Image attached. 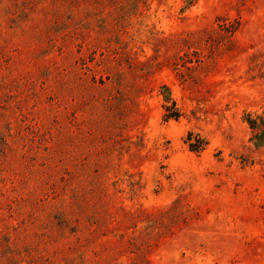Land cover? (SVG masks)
Wrapping results in <instances>:
<instances>
[{"label":"rangeland","instance_id":"1","mask_svg":"<svg viewBox=\"0 0 264 264\" xmlns=\"http://www.w3.org/2000/svg\"><path fill=\"white\" fill-rule=\"evenodd\" d=\"M0 264H264V0H0Z\"/></svg>","mask_w":264,"mask_h":264},{"label":"trees","instance_id":"2","mask_svg":"<svg viewBox=\"0 0 264 264\" xmlns=\"http://www.w3.org/2000/svg\"><path fill=\"white\" fill-rule=\"evenodd\" d=\"M179 111L174 107V104L171 106H165L164 118L169 119H177L179 117ZM193 139V140H192ZM187 143L190 150H201L205 145V140L197 135H192L191 132L187 134Z\"/></svg>","mask_w":264,"mask_h":264}]
</instances>
